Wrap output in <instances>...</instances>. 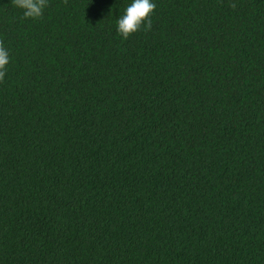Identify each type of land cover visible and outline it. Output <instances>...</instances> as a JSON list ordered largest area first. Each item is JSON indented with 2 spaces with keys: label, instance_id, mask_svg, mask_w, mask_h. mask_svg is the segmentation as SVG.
<instances>
[{
  "label": "trees",
  "instance_id": "16d2710c",
  "mask_svg": "<svg viewBox=\"0 0 264 264\" xmlns=\"http://www.w3.org/2000/svg\"><path fill=\"white\" fill-rule=\"evenodd\" d=\"M0 0V264H264V0Z\"/></svg>",
  "mask_w": 264,
  "mask_h": 264
},
{
  "label": "clouds",
  "instance_id": "9594fccd",
  "mask_svg": "<svg viewBox=\"0 0 264 264\" xmlns=\"http://www.w3.org/2000/svg\"><path fill=\"white\" fill-rule=\"evenodd\" d=\"M15 6L23 10L25 18L37 19L43 15L48 0H14ZM156 4L153 0H132L117 20V32L124 39L136 33L142 26H150L149 18ZM9 63V53L0 44V80L5 76V66Z\"/></svg>",
  "mask_w": 264,
  "mask_h": 264
}]
</instances>
